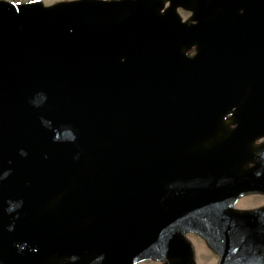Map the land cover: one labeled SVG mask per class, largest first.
I'll return each mask as SVG.
<instances>
[{
  "label": "water",
  "instance_id": "water-1",
  "mask_svg": "<svg viewBox=\"0 0 264 264\" xmlns=\"http://www.w3.org/2000/svg\"><path fill=\"white\" fill-rule=\"evenodd\" d=\"M262 117L264 0H0V264L165 258L161 204L220 195L164 188L180 170L222 180L223 233H246V174L216 157L264 153Z\"/></svg>",
  "mask_w": 264,
  "mask_h": 264
},
{
  "label": "flooded vegetation",
  "instance_id": "flooded-vegetation-1",
  "mask_svg": "<svg viewBox=\"0 0 264 264\" xmlns=\"http://www.w3.org/2000/svg\"><path fill=\"white\" fill-rule=\"evenodd\" d=\"M12 2L26 3L34 0H9ZM45 6H51L63 1L73 0H39ZM165 10L163 9L162 12ZM186 13V15H184ZM182 19H188L191 12L180 9ZM197 53L196 47L188 51L192 57ZM226 113L220 118L228 121V128L233 130L237 123H230L237 107L225 108ZM264 118V117H262ZM264 121V120H263ZM255 133V132H254ZM252 134V145L255 149L264 146L263 131ZM261 135V136H258ZM262 152V151H261ZM248 153L239 155H219L217 176L226 177L246 174L233 179L236 188L247 185L248 191L240 194L234 200V207L253 212L248 220L247 232L239 233V227L234 228V233L224 234L223 227V202L222 180L215 181L220 185H207L206 180L199 175L207 174L206 171L193 172L180 170L162 175L168 176L164 188L173 190H186L192 184L194 188L205 192H219L214 197L215 201H206L202 209L198 210V202L192 205L180 200H168L161 207L168 209V250L165 258H143L135 264H264V153ZM233 171H230L233 168ZM239 169V170H238ZM230 171V172H229ZM240 172V173H239ZM157 174V172H156ZM198 185V186H196ZM244 193V194H243ZM200 204V203H199ZM226 204V203H225ZM190 206L195 209L187 216L185 210ZM263 210V211H261ZM157 219L155 223L157 224ZM155 231L158 229L156 228Z\"/></svg>",
  "mask_w": 264,
  "mask_h": 264
},
{
  "label": "rangeland",
  "instance_id": "rangeland-1",
  "mask_svg": "<svg viewBox=\"0 0 264 264\" xmlns=\"http://www.w3.org/2000/svg\"><path fill=\"white\" fill-rule=\"evenodd\" d=\"M184 15H186V13Z\"/></svg>",
  "mask_w": 264,
  "mask_h": 264
}]
</instances>
